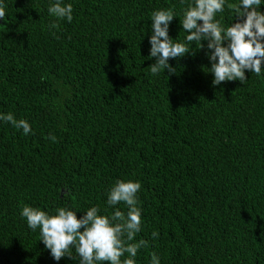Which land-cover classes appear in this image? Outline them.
<instances>
[{
	"label": "trees",
	"instance_id": "16d2710c",
	"mask_svg": "<svg viewBox=\"0 0 264 264\" xmlns=\"http://www.w3.org/2000/svg\"><path fill=\"white\" fill-rule=\"evenodd\" d=\"M54 2L0 0V113L32 129L0 120V264H79L54 260L22 207L126 213L107 204L117 179L141 183L136 264H264V71L214 86L202 41L152 74L151 13L174 8L183 41L192 0H62L71 22Z\"/></svg>",
	"mask_w": 264,
	"mask_h": 264
},
{
	"label": "clouds",
	"instance_id": "9594fccd",
	"mask_svg": "<svg viewBox=\"0 0 264 264\" xmlns=\"http://www.w3.org/2000/svg\"><path fill=\"white\" fill-rule=\"evenodd\" d=\"M261 5L262 0H239V3L192 0L182 9L180 24L187 33L183 41L174 40L168 33L170 22L177 17L174 8L153 11L148 55L155 58V62L150 65L151 73L156 75L165 69L170 74L175 73L169 59L178 60L185 54H194L195 50L205 47L201 42L207 41L209 51L205 55L211 62L207 72L212 73L214 86L233 80L243 83L247 79L245 70L261 75L264 71V11L260 9ZM225 7L234 20L228 26L217 18ZM5 8L0 3V19H7ZM48 13L57 20H73L72 4H63L62 0H55ZM58 27L55 22L50 25V28ZM193 43L198 44L195 50L191 47ZM0 120L23 129L26 135L32 132L28 121L17 120L12 113H0ZM49 139L56 142L54 135ZM140 189V181L131 179H117L110 188L107 204L123 203L127 207L126 213L116 208L110 215L100 214V209L92 206L83 216L77 217L78 209L66 206L58 207L50 214L39 207L24 205L20 214L30 229H39L40 240L56 261L66 256L75 259L74 252L79 257V264H136L138 251L149 243L144 239L136 240L142 226L137 195ZM157 236L154 231L152 237ZM151 264H160L155 252L151 254Z\"/></svg>",
	"mask_w": 264,
	"mask_h": 264
}]
</instances>
